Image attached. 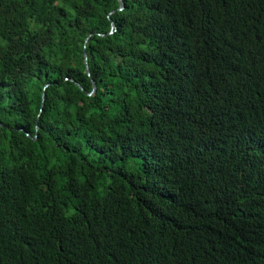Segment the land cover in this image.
<instances>
[{
    "label": "trees",
    "instance_id": "16d2710c",
    "mask_svg": "<svg viewBox=\"0 0 264 264\" xmlns=\"http://www.w3.org/2000/svg\"><path fill=\"white\" fill-rule=\"evenodd\" d=\"M123 2L0 0V264H264V0Z\"/></svg>",
    "mask_w": 264,
    "mask_h": 264
},
{
    "label": "water",
    "instance_id": "95a60500",
    "mask_svg": "<svg viewBox=\"0 0 264 264\" xmlns=\"http://www.w3.org/2000/svg\"><path fill=\"white\" fill-rule=\"evenodd\" d=\"M120 1V8L119 10H123L124 9V2L123 0H119ZM113 28L115 27L114 23H112ZM85 61H86V67H87V73L90 75V69H89V65H88V56H87V52H85ZM97 90L96 84H93V92L90 93V95H92L95 91ZM44 100H45V93L43 95V104H44Z\"/></svg>",
    "mask_w": 264,
    "mask_h": 264
}]
</instances>
